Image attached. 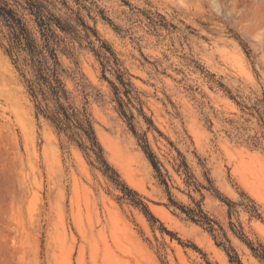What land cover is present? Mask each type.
Segmentation results:
<instances>
[{"label": "rangeland", "instance_id": "rangeland-1", "mask_svg": "<svg viewBox=\"0 0 264 264\" xmlns=\"http://www.w3.org/2000/svg\"><path fill=\"white\" fill-rule=\"evenodd\" d=\"M62 1L47 3L76 28L75 35L56 30L71 99L87 107L120 180L172 234L151 224L74 142L35 115L0 44V264H236L170 203L168 191L186 207L199 202L216 221V239L241 264H264V0ZM118 67L131 83L130 99ZM225 198L233 202L230 212Z\"/></svg>", "mask_w": 264, "mask_h": 264}, {"label": "trees", "instance_id": "trees-1", "mask_svg": "<svg viewBox=\"0 0 264 264\" xmlns=\"http://www.w3.org/2000/svg\"><path fill=\"white\" fill-rule=\"evenodd\" d=\"M62 2L66 4L64 0ZM77 18L79 21L81 20L80 17ZM29 21L34 23L38 34H35L29 27ZM80 23L86 30L95 32L83 21ZM57 29L73 34L76 31L72 24L62 21L59 16L51 11L47 0H0V44L22 77L25 88L33 102L35 115L37 117L42 115L54 127L58 135H64L68 140L74 142L84 153L89 164L98 167L111 181L120 186L121 197L139 207L151 224L159 222L162 230L172 234L152 214L142 196L120 180L118 173L104 157L103 148L96 136L92 117L87 107L83 105L78 108L72 101L70 92L62 78V74L66 70L58 57V48L62 38L58 36ZM101 46L105 47L106 51L113 57L115 64L118 65V59L112 49L106 46L104 42ZM102 65L105 67L104 63ZM116 70L117 78L124 88L123 92L130 99L131 83L124 79V72L119 67ZM113 87L116 88L115 85ZM118 105L121 115L127 120L132 132L138 137L139 143L157 172L160 182L168 188L167 181L160 171L156 156L150 148L145 134L138 135L136 132L132 123L133 114L125 111L124 102L120 98H118ZM185 177L186 182L189 183L192 175L188 172L187 167H185ZM168 194L171 204L179 208L188 219L201 225L212 234L215 244L226 250L231 262L241 264L232 247L216 239V228L214 227L216 221L202 209L199 202H196L194 207H186L174 201L169 191ZM225 200L230 212L233 202L226 198ZM251 212L258 215L255 207H252ZM226 240L228 241V239ZM251 248L252 250L255 249L254 247Z\"/></svg>", "mask_w": 264, "mask_h": 264}, {"label": "bare ground", "instance_id": "bare-ground-1", "mask_svg": "<svg viewBox=\"0 0 264 264\" xmlns=\"http://www.w3.org/2000/svg\"><path fill=\"white\" fill-rule=\"evenodd\" d=\"M126 179H127V181H128L129 183H131V184L134 183L132 177L130 176V174H126ZM250 187H251V186H250ZM249 189H250V188H249ZM254 190H255V189H254ZM254 193H255V191H254ZM255 194H256V193H255ZM256 196H257V195H256ZM162 209H163V208H162ZM162 209H160L159 207H153V211H154V213H155L156 215L160 216L161 218H166L167 215L165 214V212H164Z\"/></svg>", "mask_w": 264, "mask_h": 264}]
</instances>
